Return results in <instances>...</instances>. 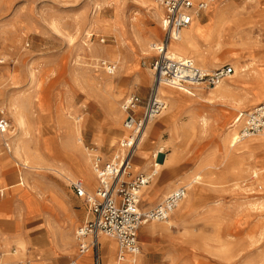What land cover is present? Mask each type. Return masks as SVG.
<instances>
[{"label":"rangeland","instance_id":"1","mask_svg":"<svg viewBox=\"0 0 264 264\" xmlns=\"http://www.w3.org/2000/svg\"><path fill=\"white\" fill-rule=\"evenodd\" d=\"M137 3L34 0L30 11H21L28 0H0V91L17 95L24 104L28 131L24 151L15 154L13 137L10 139L14 123L6 109L11 128L3 137L11 145L8 154L25 178L19 191L28 187L37 199L33 216H42L38 206L41 192L28 182L26 174L34 172L36 181L47 183L57 175L63 177L59 169L65 168L70 180L81 179L73 154L87 156L93 151L92 162L95 156L111 159L129 133L123 127V99L136 93L145 100L149 94L151 63L156 57L150 44L160 42L166 33L156 35L149 29L148 11ZM238 17L243 18L242 23L230 29ZM205 19L196 21L201 32L199 46L211 62L232 65L236 75L215 88L163 86L172 90L171 97L160 93L167 108L148 123L123 180L130 182L157 169L139 193L143 211L161 200V195L150 199L158 187L159 191L172 183L187 189L173 212L178 210L179 219L147 222L165 226L157 231L159 238L172 236V260L160 263L264 264V145L254 140L264 141V136H250L249 142L233 149L225 143L215 158L203 152L211 122L217 124V131L225 132L235 114L264 102V0H216ZM192 56L199 65L198 54ZM104 62L117 65L114 74L106 71ZM142 69L147 72V83L142 82ZM220 87H228L227 98L221 99L218 92L209 96L212 91H222ZM230 99L243 101L234 108ZM247 103L254 105L243 107ZM207 108L212 109L213 117L207 115ZM117 113L119 125L112 121ZM65 125L66 135L61 131ZM153 141L160 143L153 145ZM139 158L146 163L137 171L135 165L144 163ZM154 162L159 165L155 167ZM24 164L40 169L24 168ZM196 174L200 178L187 187ZM83 180L88 192L98 186L97 178L93 183ZM82 207L89 210L85 199ZM71 239L74 244V236ZM74 251L78 253L76 248Z\"/></svg>","mask_w":264,"mask_h":264},{"label":"built area","instance_id":"2","mask_svg":"<svg viewBox=\"0 0 264 264\" xmlns=\"http://www.w3.org/2000/svg\"><path fill=\"white\" fill-rule=\"evenodd\" d=\"M164 9L161 22L166 38L153 43L152 49L156 57L151 63L153 81L148 96L142 100L136 93L127 95L121 104L124 113L123 127L128 135L120 140V152L107 161L100 156L93 158L98 186L93 194L86 193L81 180H75L73 187L79 196H84L91 218L78 226L75 238L80 255L92 251L96 264H99L98 237L105 235L118 242L117 261L122 262L126 252L133 255L139 253L138 230L142 224L150 221H165L172 211L185 198L187 189L179 186L164 196L159 202L147 210H141L139 193L150 178L144 174L137 175L130 182H125L121 174L130 168L137 143L145 126L157 118L167 108L164 98L157 92V86L167 85L181 89L188 86L202 85L215 87L234 73L230 64L205 71L190 58H175L168 53L170 40H177L181 31L192 24L207 10L214 0H156ZM105 67V64H103ZM116 65L108 63L106 71L113 74ZM239 123L238 140L264 133V102L251 110L240 112L235 117ZM10 128V120L5 109H0V135ZM5 146L8 144L5 142ZM69 264H77L72 260Z\"/></svg>","mask_w":264,"mask_h":264},{"label":"crops","instance_id":"3","mask_svg":"<svg viewBox=\"0 0 264 264\" xmlns=\"http://www.w3.org/2000/svg\"><path fill=\"white\" fill-rule=\"evenodd\" d=\"M33 1L34 0H28V5H26L25 8L21 7V11H25L24 9H29L30 11ZM214 1H212L210 5ZM206 11L207 10L203 11L198 17H194L192 24H195L196 21L203 23L206 20ZM165 38L166 36L160 42ZM171 41L172 40H170L169 43ZM193 62L197 64L196 61ZM208 64L210 65V69L206 70H213L219 67V62H209ZM146 74L147 72L142 69L143 83L148 82L145 78ZM190 88L193 90V87ZM212 95L213 94L209 93V96L212 97ZM253 105L254 103H247L246 106L243 107L249 108ZM238 109L233 110L232 114ZM206 112L209 117H213L212 109L207 108ZM239 113L240 112L235 114V117ZM170 121L172 123L175 122L172 121L171 118ZM67 127L68 126L65 125L61 130L65 135L67 134ZM207 132L209 138L203 143V152L205 154L212 153L214 155L213 158H215V155L218 153V148L226 143V138H224L225 134L224 132L217 131V124L213 122H211ZM2 142L3 144H1V146L3 150H0V264H62L67 261H69L67 263L69 264L72 260H75L74 258L77 256L74 249L76 248L78 251V243L75 238L74 228L91 218L90 211H86L82 207L85 197L79 196L72 185L75 180H80V178L70 180L57 175L54 180L50 179L51 181L48 180L47 183H39L34 179V172L30 171L27 173L26 178L28 182L36 186L39 192H41L38 194V199H40L38 206L40 207L42 216H33V209L37 200L35 194L29 191L28 187L25 188V191H19V186L21 184L23 185L25 178L24 176H20L17 164L13 163L9 155L11 154L9 147L11 145L6 147L4 144L5 139H2L0 143ZM158 143L160 142L153 141V145ZM140 160L144 163L139 166L135 165L134 169H137V171L138 169H143L146 163L145 159ZM81 181L85 182L82 178ZM85 183H83V185L87 193L88 191ZM170 184H167L168 187H166L167 185L164 186V190L162 191H167V194L171 192L172 189L175 188V184ZM172 186L174 187L172 188ZM95 188L97 187L90 188V191L96 190ZM159 188L160 187H158L155 192H157ZM155 199L157 198L153 195L152 200ZM179 217L180 213L174 217V219L177 220ZM142 225L138 230L137 236L138 238L140 235V239L138 238L139 253L133 255L126 252L125 256H136L138 260L137 264H162L160 263L162 259L170 262V260H172L170 250L172 247L171 245H173L172 236L163 235L160 238L157 236V231L165 229V226L155 223H145ZM71 236H74V244L72 243ZM100 236L98 237L99 264H104L103 252H100L102 248ZM142 236L144 239H142ZM106 237L109 239L111 238L108 236ZM69 238L70 245H66ZM111 240L116 244L111 259L112 264L114 258L116 264L121 263L117 261L119 249L118 242L115 238H111ZM157 257L161 258L159 259L160 261L156 259ZM78 262L80 264H86V262L88 264L89 262L91 264H96L92 251H90L89 254L84 253L80 255ZM122 263L129 264L130 262L128 263V260H123Z\"/></svg>","mask_w":264,"mask_h":264},{"label":"bare ground","instance_id":"4","mask_svg":"<svg viewBox=\"0 0 264 264\" xmlns=\"http://www.w3.org/2000/svg\"><path fill=\"white\" fill-rule=\"evenodd\" d=\"M135 1L139 3V4L137 3V5L141 6L142 8H144V9H146L148 11V15H147L146 20H147L148 24L150 25L149 29L153 33H155L156 35H158L160 33V31L161 32L164 31V28H163V25H162V22H161V18L163 17L162 9L159 8L158 6H156L157 4H155L152 0H135ZM158 5H160L159 2H158ZM158 19H160V23H159L160 26H158ZM242 20H243V18L238 17L234 21V23H232V25H230L231 26L230 29L235 28L238 25H240L242 23ZM200 33H201L200 32V27L197 25V23L192 24V25L190 24L188 27L184 28L181 31L180 36H179V38L177 40H172L170 43H168V47H167L168 53L172 57H175V58L187 57V58H191L193 61H194V59H193L192 55L194 53H196L199 56V59H198L199 65L198 66L200 68L204 69L205 71H210V70H206V69H210V67H209L210 65L208 63L211 62V60L206 58V56H205V55H207V53L205 52L206 50L203 49V47L201 45L199 46V43H198V40H197V37L200 35ZM152 44L153 43L150 44L151 50H152ZM110 63L115 64L114 62H110ZM103 64H105V68H106V65L108 64V62H104ZM245 67L246 66L241 67V70L245 71ZM150 71H151L150 73L152 74V72H153L152 68L150 69ZM236 73L237 72L235 71L229 77H234L236 75ZM31 75H33V74H31ZM152 79H153V75H152ZM222 82H220V83H222ZM220 83L217 84L215 87L219 86ZM163 86H167V85H162V84L158 85L157 86V92L159 94L160 93H165L169 97H171L172 90L170 88L163 89ZM195 86L196 87H202V85H195ZM220 88H221L220 90H222V91H212L211 94H215L216 92H218L219 94H221L220 95L221 99L227 98V96L224 93H226L228 91V87H220ZM163 90H164V92H163ZM262 91H264V89H262ZM20 99L21 98H19L17 95H13L12 93L8 94V93L4 92L3 90L0 91V100H1V104L3 105V106H0V109H6L7 111H9L11 113V117L13 119V123L14 124L12 125L11 131H10V128H11V125H10V128L8 129V132L10 131V133H13V136L11 135L10 139L13 137V145L14 146L13 145L12 146L14 147L15 154L17 156H18V154H21L22 151H24V149L26 147L25 146L26 144H25V141H24V136L28 135V131L26 129L27 118H26L24 107H23L24 104L23 105L21 104ZM230 101L232 103V107L236 108V107L240 106V103L243 101V99H232V100L230 99ZM112 114H114V113H112ZM119 120H120V114L119 113H117L114 116H112L113 124L119 125ZM147 126H148V124L145 126V128L142 131V134H141V136L139 138V142L137 143V146H136V150H137V147L140 145V143L143 142L145 133L147 134V132H146ZM238 126H239V123H236L235 116H233L232 120H230V123L227 124V126H226L227 130L224 132V134H225L224 138H226V143H227V145L229 146L230 149L231 148L233 149L234 147L239 146V145L243 146L244 144L249 142V141H246V140L249 139L248 137H247L248 139L244 138L242 140H238ZM8 132L6 134H4V135H7ZM127 132H128V130H127ZM4 135H0V136L3 137ZM256 135L264 136V133H259V134H256ZM256 135H253V136H256ZM3 139H5V138L3 137ZM79 140H80V138H79ZM254 140H257L258 142H260L261 146L264 145V141H262V138L261 139H254ZM5 142L7 143L8 141L5 139ZM224 143H225V141H224ZM7 144H8V146L10 145L9 142ZM224 145L226 146V144H224ZM9 147L11 148V146H9ZM120 150H121V148L118 149L115 154L120 152ZM136 150H135V152H136ZM8 151H10V150H8ZM86 154H87V156L73 154V155H75L73 164L78 169H80V171L82 173V176H81L82 179H85L88 182L93 183V182H95V179L97 178V175H96V170L92 166L93 163H92V165L90 167L91 163L89 164V162H92V158H89V157H91L93 155H96V153H93V151H92V153L87 152ZM262 155H264V154H262ZM154 159L156 160V155H155ZM153 164H154L155 167H157L159 165V163H156V162H154ZM24 167L25 168L31 167L32 169H40L38 166H36V167L35 166H28V164L27 165L24 164ZM59 170H60V172H62V176L65 177L66 179H69V177H71V175L67 172V170L65 168H60ZM156 171H157V169L155 168V170L151 171L146 176L151 179L155 175ZM261 172H264V169H262ZM255 173H256V171H255ZM126 174H127V170H125L121 174L120 177L124 178ZM199 178H200V176L196 174V176H194L193 179L191 178L192 180H189L186 183L187 187L192 186L193 182L196 179H199ZM262 182H264V181H262ZM166 187H168V185ZM163 188L161 190L155 192L154 194H152L150 196V199H152L153 195L155 197H158V196L161 195L162 198H163L167 194V191H165V192L162 191V190H164ZM172 188H173V186H172ZM87 193L91 194V192H87ZM174 210L172 211V213L174 212ZM177 212H178V210H176L175 213H173V215H171L172 214L171 213L170 216L165 221L169 222L168 219L177 216V214H178ZM69 240H70V238H69ZM100 241L102 242V250H103L102 251L103 252L102 255L104 257V259H103L104 260V264H109L110 260L112 259L116 244L114 243V241L111 240V238L109 239V238H107L104 235L100 236ZM66 245H70V241H68V243ZM89 252L90 251H88L86 253L89 254ZM74 259L77 262V264H80L78 262V260L80 259V254L79 253H77V256ZM124 260H128V263L130 262L129 264H137V261H138L136 256H132V257L125 256ZM86 264H88V263L86 262ZM89 264H91V263L89 262ZM113 264H116L115 258L113 259ZM118 264H126V263H122L121 262V263H118Z\"/></svg>","mask_w":264,"mask_h":264}]
</instances>
